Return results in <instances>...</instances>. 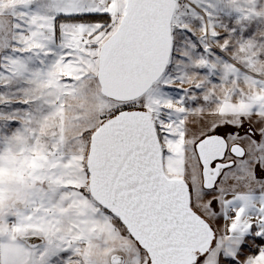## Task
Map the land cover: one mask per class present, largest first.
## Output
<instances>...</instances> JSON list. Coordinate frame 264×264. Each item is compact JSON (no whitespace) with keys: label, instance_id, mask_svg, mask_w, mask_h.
Listing matches in <instances>:
<instances>
[{"label":"snow or ice","instance_id":"6c2138e0","mask_svg":"<svg viewBox=\"0 0 264 264\" xmlns=\"http://www.w3.org/2000/svg\"><path fill=\"white\" fill-rule=\"evenodd\" d=\"M0 264H264V0H0Z\"/></svg>","mask_w":264,"mask_h":264}]
</instances>
